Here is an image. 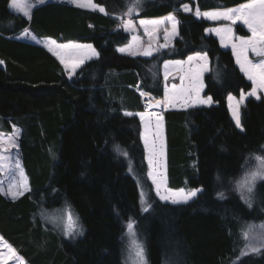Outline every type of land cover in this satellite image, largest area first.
<instances>
[{
    "label": "trees",
    "instance_id": "1",
    "mask_svg": "<svg viewBox=\"0 0 264 264\" xmlns=\"http://www.w3.org/2000/svg\"><path fill=\"white\" fill-rule=\"evenodd\" d=\"M246 1L141 0L131 14L133 0H93L103 14L48 2L35 7L28 20L9 8V0H0V132L20 130L18 153L28 181V190L14 200L0 193V235L28 264H123L130 221L143 240L147 264H264V250L240 256L242 230L264 218V181L250 209L234 191L248 157L264 154V99L244 102L239 130L226 98L251 85L231 50L206 33L211 24L194 15L197 8ZM168 14L177 21L170 45L152 56L119 52L131 38L121 20ZM25 28L36 38L90 44L98 55L68 76L44 48L15 37ZM236 33L248 35L239 26ZM195 53L209 60L202 94L212 97L211 105L167 110L162 117L167 186L202 191L180 204L150 192L151 207L142 211L137 181L150 183L136 115L144 109L141 92L162 98L163 62ZM128 159L134 174L127 170ZM59 207L77 220L76 240L47 225L42 229L41 213Z\"/></svg>",
    "mask_w": 264,
    "mask_h": 264
},
{
    "label": "snow or ice",
    "instance_id": "2",
    "mask_svg": "<svg viewBox=\"0 0 264 264\" xmlns=\"http://www.w3.org/2000/svg\"><path fill=\"white\" fill-rule=\"evenodd\" d=\"M39 3H44L45 0H38ZM73 2L77 3L79 7L90 6L93 9L97 7L92 0H87V3H82L80 0H73ZM141 0H133L132 4L128 8L129 14L136 11L140 5ZM10 7L16 9L17 11H23L25 16L30 17L31 7L32 5L25 2L21 3L19 0H11ZM184 10L189 11L190 8L188 5H184ZM99 11L105 12L103 7L99 8ZM107 14V13H106ZM198 17L201 16V12L197 8L196 13ZM203 15L212 20H230L233 23L237 21H241L244 25L247 26L251 36L248 38L241 37L239 39V43H232V51L236 57V62L240 66V70L245 73L247 78L253 82L254 87L252 88L249 95L256 96L257 89L264 90V0H247V2L242 3L238 7L224 9V10H213L204 12ZM168 20L173 22V34L176 31V20L174 15H169L167 17ZM162 21H141L142 25H146L151 23L153 25H158ZM125 27L128 30L132 29L131 21L125 23ZM155 29H153L154 31ZM145 31H148L147 27ZM218 36L221 38V43L227 47L226 39L230 40L232 36V29L226 28L221 29L217 28L214 30ZM151 35V33H149ZM167 39V37H165ZM52 45H55V50L52 47H49L46 44V47H49V51H53V54L56 55L62 64H65V67L68 66L69 61H71V66L73 71L81 64L84 63L85 59H90L91 55H98L95 52V49L92 48L91 45H78V44H59L56 45L55 41L50 42ZM134 45H129V48H133ZM163 47H167V44L163 45ZM86 50H90L91 55H86ZM253 52L256 56L261 57L262 59L253 63L248 59L247 53ZM119 51L124 52L125 49L121 48ZM153 49L151 45L148 48L144 49L142 55L144 56H152ZM133 55L137 53L135 51L132 52ZM194 60L204 61L205 64L198 66L197 68H189L185 72V76L189 79L190 85L187 88H181L179 90V96L170 95L168 89L165 90V99L163 101H157L156 106H159L161 103L164 104H172L175 105L177 99H180L183 102V105L186 107H190L193 104H207L210 105L212 103V97L209 96L207 99L200 98V91L203 87L200 77L203 71L206 70L207 65V54L197 53L195 56L188 57V63H191ZM169 63H174L176 65H181L184 62L175 61V62H166L164 65L165 68V80H167L169 72ZM71 75V74H70ZM173 93H175L176 87L173 85L172 89ZM194 94V95H193ZM142 96L148 95L145 92H141ZM259 98V97H257ZM235 100L231 94L228 96L229 108L232 112V117L235 120L236 126L241 128V120L239 113V105L243 103L245 100V95L241 93L239 101L236 104L232 102ZM126 115H131V113H125ZM141 120L145 119L143 113L139 114ZM157 130L158 135L160 137L159 147L155 143L150 144L147 137H145V147L148 149V177L151 178L152 184L155 185L156 195L159 197L161 201L171 202L173 204L178 203H187L189 200L193 199L197 196L199 191L202 189H194L191 191H185L184 189L179 190H171L166 186V177H161L158 179L156 166L160 163V158L163 157V133H162V117H158L157 119ZM12 138H9L8 142H11ZM5 141L3 138H0V144H3ZM254 159L257 161V168L252 171H248L243 176L242 180L238 182V187L243 188L247 193V196L241 195V199L248 204L249 207L252 206L251 196L255 192L256 183L259 180H264V154L254 155ZM7 170L9 172L13 171V161L11 156L6 155L4 152L0 151V171ZM14 169L18 171L19 177L18 179L9 185L8 191L12 194L13 198H17L20 195H23L25 191L28 190L27 177L25 176L23 169L18 160L14 162ZM163 189V192L161 191ZM144 194L141 193V197L143 198ZM219 197H223V193L218 194ZM151 205H148L143 210L148 211ZM75 226V221L72 219L71 215L68 217V228L67 231L69 234L73 231ZM127 228L132 230L134 228L133 223H128ZM261 229H264V224L260 226ZM135 234L134 232L132 233ZM244 239L247 241L245 248L241 249L240 256L243 257L245 255L253 254L259 252L262 248H264V232H261L256 239V242H253V238L250 235V231H245L243 233ZM134 250L133 254L136 257L137 264H147L145 255H144V247L143 244L139 241H134ZM7 258L4 256H0V261H5L6 264Z\"/></svg>",
    "mask_w": 264,
    "mask_h": 264
},
{
    "label": "rangeland",
    "instance_id": "3",
    "mask_svg": "<svg viewBox=\"0 0 264 264\" xmlns=\"http://www.w3.org/2000/svg\"><path fill=\"white\" fill-rule=\"evenodd\" d=\"M46 1H55V0H45V2ZM64 1L70 2V3H75V2H73V0H64ZM19 2L23 3V2H25V0H19ZM26 2L28 3L29 0H26ZM30 2H32L31 5L39 3L38 0H31ZM80 2L87 3V0H80ZM92 3H94L93 0H92ZM100 7L101 6L97 5V7L95 9H99ZM86 8L93 9L90 6H86ZM181 10L183 12H189V11H185L184 10V5L181 7ZM127 17H128V15H127ZM156 20H158V19H152L151 18V19H134V20H132V19L126 18V19L121 20L120 24L122 25V28L130 34V36H131V45L135 46L140 41L141 44H143V45H151L153 47L154 52H155L156 50H158L160 48V46H161L160 44L170 45L173 42V40L176 38V36H177V31H175V34H173L172 27L165 28L167 23L170 21L167 18L164 19V20H161L162 22L160 24H158V25H153L151 23H148L146 25H142L140 23L141 21L149 22V21H156ZM128 21H131V24L133 26L131 30H128L125 27V23L128 22ZM136 21H138V22H136ZM161 25H164V27L161 26ZM146 27L148 29V32L151 33V35L149 33H144V36H141L140 35L141 32L145 31ZM158 27H160V28H158ZM226 28H231V27L226 26L224 29H226ZM153 29H155V30L153 31ZM211 34L214 35L215 37H217V39H218V35L216 34L215 31L211 32ZM247 36H249V35H247ZM247 36L238 35L235 30H234V32L232 30L231 39L230 40L226 39V41H225L227 43V45H228L227 47H225L221 42H219L220 45L222 46V48L231 50L233 58H234V61H235V64L238 67V70L240 71V73H242L244 78L251 85L249 90L241 91L238 96H234V95L231 94L233 97H235V100L232 102L233 104H236L239 101L241 93H243L245 95V100L243 101V103H241L239 105V113H240V107L244 104V102L248 98H253L255 100H259L261 98L264 99V90H261V89H257V95L256 96L249 95V93L251 92L252 88L254 87L253 82L250 81L247 78V76L245 75V73L240 70V66L236 62V57L233 54L232 47L230 45V44L233 43L232 42V40H233L232 37L248 38ZM165 37H167V39H165ZM137 54H139V53H137ZM195 54H197V53H195ZM247 55H248V59L251 60L253 63H257V62H259L262 59L261 57L256 56L250 50L247 53ZM200 64H202V62H200L199 65ZM193 65H194V63H193ZM209 66L207 67V71L204 73V75L209 71ZM69 72L70 73H67V74L69 76H71L73 74L72 68L69 70ZM204 75H203V77H204ZM203 77H202V81H203ZM167 86H168L167 89H168L170 95L179 96V90L176 91L175 93H173L170 84L167 83ZM203 90H204V84H203V87H202V89L200 91V98L201 99H207L208 96H203V94H202ZM228 96L226 98L227 109H228V112H229L231 120L233 121V123L236 126L235 120L232 117V112H231V110L229 108ZM257 97H259V98H257ZM141 98H142V103H143L144 109L140 113L144 114L145 119L141 120L140 115H138V113L136 115L138 116V118L140 120V125H141L140 138H141V135H142V140L141 141H143L142 144H143V147H144L145 161H146V164H147V177H148V171H149L148 155H149V152H148V149H146V147H145V137H147V139H148L150 144L155 143L157 145V147H159L160 137L158 135V130H157V127H156L157 119H158V117H161L160 113L162 114L163 110L166 107L162 103L159 106H156L157 101H161V100H159L161 98L156 99V98H154V97H152L150 95L147 96L148 104L151 101V104L153 102L154 105H153L152 108L150 106L149 107H145L144 99H143L142 95H141ZM176 102L179 103L178 107H184L183 109L189 108V107L184 106L183 102L180 99H177ZM195 106H209V105H207V104H198L197 103V104H193L190 107H195ZM162 126H163V117H162ZM238 129L242 130V126H241V128H238ZM162 133H163V153L164 154H163V157L160 158V163L156 166V172H157L158 179L161 178V177H166V174H165V170H166L165 137H164L163 127H162ZM19 134H20V130L18 128H16V127H13L10 132H6V133L0 132V138H3V140L5 141L3 144H0V151L4 152L6 155L11 156L12 161H13V171L12 172H9L7 170V167H5V170L0 171V193L3 194L6 198H8L10 200H14V198H13L12 194L8 191L9 185L11 183H14L19 177L18 171H16L14 169V162L16 160H18L20 165H21V161H20V157H19V153H18V139H19V136H20ZM9 138H12L11 142H8ZM126 154L127 153L125 151L122 152V155L125 158L128 157V155H126ZM261 154H263V152L259 151V152L255 153L253 155H250L248 157V159L246 161V164H245L244 168L242 169L240 175L234 181V191L236 192V194L238 195V197L240 199H241V195L242 194L247 196V193L244 191L243 188H239L238 187V182L242 180V178H243V176L245 175L246 172L255 170L257 168L258 164H257V161L254 159V155H261ZM127 161H128L127 162V170H128V172L131 173V174H134V170H133L134 168L132 166V161H130L129 159ZM21 167H22V165H21ZM23 172H24V170H23ZM148 179H149V183H150L149 187H147L144 183H141V182L137 181V179H136L137 186L139 188V194H140L139 205H140V208H141L142 211H144L143 209L149 205V194H150V192L153 194L154 197H156L158 200H160L159 197L156 195L155 185L152 184L151 178L148 177ZM262 181H264V180H259L256 183L255 192L251 196V200H252V206L251 207H249L248 204H246L245 201L243 199H241V201L249 209L253 207L254 201L257 199V186ZM27 184H28V181H27ZM166 186H167V183H166ZM167 188L171 189L168 186H167ZM197 189H201V188H197ZM171 190L175 191V190H179V189H171ZM184 190L186 192L187 191H191V190H186V189H184ZM192 190H194V189H192ZM161 191L163 192V189H161ZM142 192L144 194L143 198L141 197V193ZM162 202H166V201H162ZM167 203L173 204L171 202H167ZM178 204H180V203H178ZM70 212L71 213H69L65 207L55 208V209H52L50 211H43L41 213L42 214L41 215V221L43 223L42 229L46 230L45 226L47 225V226L51 227L57 234L62 235L63 238H65L64 234L66 233L67 234V236H66L67 240H70V241L76 240L77 238L80 237L81 233H79V231H78L79 225H78L77 220L75 219L74 215L72 214V211H70ZM69 215H71L72 219L75 221V226H74V229L71 232V234H69L68 231H67ZM130 222H128V223H130ZM131 223H133V222H131ZM127 224L125 225V230H124V235H123L122 262H123V264H137L136 257L133 254V250H134V243L133 242L134 241H139L140 243L143 244V247H144V243H143L142 238L139 236V234L135 230V224L133 223L134 228L132 230L127 228ZM262 224H264V218L261 221H259V222H252V223L247 224L245 226V228L242 230L243 239H244L243 233L245 231H250V235L253 238V242H256V239L258 238L259 234L261 232H264V229L260 228V226ZM133 232L135 233L134 235L132 234ZM246 243H247V241L244 239L243 248H245ZM261 250H264V248H262ZM253 254H256V253H253ZM144 255H145V259H146L145 251H144ZM0 256H4V257L7 258L6 264H28L24 260V258L21 255H19V253L1 235H0ZM146 262H147V259H146ZM0 264H5V261H0Z\"/></svg>",
    "mask_w": 264,
    "mask_h": 264
},
{
    "label": "crops",
    "instance_id": "4",
    "mask_svg": "<svg viewBox=\"0 0 264 264\" xmlns=\"http://www.w3.org/2000/svg\"><path fill=\"white\" fill-rule=\"evenodd\" d=\"M31 0H29V4H32V2H30ZM48 2H57V3H63V2H66V1H64V0H55V1H46V2H44V3H37V4H33L32 5V7H31V13H32V10L35 8V7H37V6H39V5H43V4H46V3H48ZM247 2V1H246ZM67 4H70V5H73V6H75V7H78V8H81V9H87V10H93V9H88V8H86V7H79L78 6V4L77 3H70V2H66ZM243 3H245V2H243ZM10 4H11V0H9V8L13 11V12H17V13H20V14H22L26 19H30V17L29 16H25L24 15V13H23V11H17L16 9H14V8H12V7H10ZM242 4V3H241ZM241 4H237V5H235V6H231V7H228V8H219V9H214V10H224V9H230V8H235V7H238L239 5H241ZM93 11H97V12H99V13H104V12H101V11H99V9H94ZM208 11H213V10H208ZM208 11H201V16H197L195 13H194V15L197 17V18H202V19H204V20H206V21H208L210 24H211V26L209 27V29L207 28V30H206V33L207 34H210L211 32H214V30L215 29H217V28H221V29H224L226 26H229V27H231V29L233 30V32H234V30L236 31V28L239 26V27H241V28H243L247 33H248V35L249 36H247V37H250L251 36V33L249 32V30H248V28H247V26L246 25H244L241 21H237L236 23H233L232 21H230V20H224V19H220V20H212V19H209V18H207V17H205L204 15H203V13L204 12H208ZM31 13H30V16H31ZM170 14H168V15H165V16H163V17H160V18H152V19H158V20H164V19H166L168 16H169ZM171 15H174V14H171ZM176 20V19H175ZM136 22H138V21H136ZM166 24V23H165ZM122 26V25H121ZM161 26H163L164 27V25H161ZM168 27H172V30H173V22L172 21H169L168 23H167V25H166V27L165 28H168ZM158 28H160V27H158ZM176 31H177V23H176ZM144 33H149L148 31H142L141 32V36H144ZM15 37L17 38V39H19V40H24V41H27V42H32V43H35V44H37V45H39V46H41L42 48H44L47 52H49L52 56H54L57 60H58V62L61 64V66L63 67V69L66 71V73H70L69 72V70L72 68V66H71V61H69V63H68V66L67 67H65V64H62L61 62H60V59L56 56V55H54L53 54V51H49V47H52L54 50H55V45H52L50 42L51 41H55V40H53V39H51V38H49V37H45V38H36V37H34L33 36V34L28 30V29H23V30H21L20 32H18V34L17 35H15ZM233 38V40H232V42L233 43H239V39L241 38V37H232ZM218 40H219V42H221V38L218 36ZM56 42V45H59V44H78V45H90V44H85V43H76V42H66V43H60V42H57V41H55ZM46 44H48L49 45V47H46L45 45ZM129 45H131V38H130V40H129V42L125 45V46H122V47H120L119 49H121V48H123V49H125V51L124 52H121V51H119V52H121V53H129V54H132V52L133 51H135L136 53H142L143 52V50L144 49H146V48H148V46L149 45H143V44H141V42L139 41V43L138 44H136L133 48H129ZM160 45H163V44H160ZM230 45H232V44H230ZM92 46V45H91ZM159 46V45H158ZM93 48V47H92ZM151 48L153 49V47L151 46ZM118 49V50H119ZM141 49V50H140ZM155 49V48H154ZM96 52V51H95ZM154 52V51H153ZM97 53V52H96ZM85 54L86 55H91V52H90V50H86V52H85ZM200 54H204V53H200ZM141 55V54H140ZM196 54H193V55H191V56H195ZM97 55H91V58L90 59H93V58H95ZM90 59H85L84 60V62H86L87 60H90ZM175 61H181V62H184V63H182L181 65H176V64H174V63H169V69H168V72H169V75H168V78H167V80H165V76H164V73H165V68H164V65H165V63L166 62H175ZM200 62H202V64H200L199 65V63ZM193 63H194V65H193ZM205 64V62L204 61H199V60H194V61H192L191 63H188V58L187 59H185V60H167V61H164L163 62V64H162V67H161V73H162V78H163V97L161 98V99H159V100H161V101H163L164 99H165V90H166V88L168 87L167 86V83L168 84H170V86H171V88L173 89V85H175V87H176V90L178 91V90H180L181 88H187V87H189V85H190V81H189V79L185 76V72H186V70L187 69H189V68H193V69H195V68H197L198 66H201V65H204ZM82 65V64H81ZM209 66V60H207V65H206V70L205 71H203L202 72V74H201V77H200V80H201V83H202V85H203V81H202V77H203V75H204V73L207 71V67ZM78 68V67H77ZM76 68V69H77ZM75 69V70H76ZM72 72L74 73V71H73V69H72ZM68 75V74H67ZM69 76V75H68ZM175 76V77H174ZM2 77H4V66H3V63L0 61V78H2ZM166 108L163 110V111H167V110H175V109H183L184 107H178V104L179 103H177V102H175V105H172V104H164V103H162ZM139 114H141V113H138V115ZM160 115H161V117H162V114L160 113ZM141 140H142V135H141ZM142 143H143V141H142Z\"/></svg>",
    "mask_w": 264,
    "mask_h": 264
},
{
    "label": "bare ground",
    "instance_id": "5",
    "mask_svg": "<svg viewBox=\"0 0 264 264\" xmlns=\"http://www.w3.org/2000/svg\"><path fill=\"white\" fill-rule=\"evenodd\" d=\"M147 96H149V95H146V96H143V99H144V105H145V107H153V105H154V103L152 102V104H151V101H150V103L148 104V98H147ZM150 108V109H151Z\"/></svg>",
    "mask_w": 264,
    "mask_h": 264
},
{
    "label": "water",
    "instance_id": "6",
    "mask_svg": "<svg viewBox=\"0 0 264 264\" xmlns=\"http://www.w3.org/2000/svg\"><path fill=\"white\" fill-rule=\"evenodd\" d=\"M160 108V107H159Z\"/></svg>",
    "mask_w": 264,
    "mask_h": 264
}]
</instances>
